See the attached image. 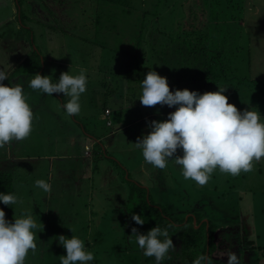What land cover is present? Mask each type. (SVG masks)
<instances>
[{"label":"rangeland","instance_id":"obj_1","mask_svg":"<svg viewBox=\"0 0 264 264\" xmlns=\"http://www.w3.org/2000/svg\"><path fill=\"white\" fill-rule=\"evenodd\" d=\"M156 1L133 0L138 7L137 13L139 10L141 14L143 11L162 12L160 17L154 13L148 14L150 16L147 15L148 20L144 30L146 43L141 47L146 51V59L150 57L149 45L157 43L159 48L161 43L165 44L164 38L159 33L161 30L168 28L169 33L177 34L180 31L179 27L191 22L196 23L195 15H199L200 9L205 7L201 3L200 6H195L197 10H193L191 0H168V2L161 0L160 6H155ZM240 1L242 12L240 16L235 15L236 20H221L219 18L217 20H221V22H213L211 28L217 30V35H224L230 41L235 42L239 35L237 26L241 25L243 27L242 41L246 48L250 49L256 45L249 56L253 66L247 64L248 58L242 62L241 74L245 77L243 78L245 81L240 85L237 98L232 104L238 110L254 109L255 107L261 116H264V0ZM97 3V0H29L27 16L21 18V16L17 17L18 10L15 0H0V59L5 60L4 66L8 70V80L6 79L3 83H19L23 86L33 111L32 127L36 129L41 124L47 132L52 133V137L58 136L59 133V135H68L70 138L74 130L84 134L83 125L100 136L121 125L123 131L113 137L111 143L106 140L104 143H106L109 155L119 163L120 161L123 163L120 165L125 167V172L130 175V180L139 182L150 189L153 198L158 203L165 204L169 211L176 216L179 215L187 219L189 215L201 212L205 216L203 220L215 219L219 223V228L215 233V240L218 243L214 253L215 257L225 262L227 251L232 250L237 253L240 264H264V158L259 162H254L252 171L241 172L238 176L214 171L209 181L203 186L190 179L185 180L179 167L173 165L171 161L164 169L149 168V164L144 163L140 150L135 148L133 143L139 136L147 134L149 131L146 121L166 119L167 113L171 112L173 107L175 109V106L171 108L159 104L143 106L132 95L133 88L130 89V86L136 83L134 78L131 80L120 78L119 82H115L114 74L112 75L111 71L117 67L118 61L116 60L119 57H114L112 53L109 54L110 58L101 55V48L90 42L97 36L93 21ZM178 3L180 6L170 13ZM91 12L92 17L89 16ZM230 15L231 13L228 16ZM112 21L125 28L128 20L127 17L124 19L122 14H116V19H112L110 23ZM199 21L201 22V20ZM104 24L107 25V22L105 21ZM104 24L101 23L100 26ZM136 25L135 19L130 21V28L136 27ZM125 32L126 28L123 30L124 35ZM122 37L124 36L122 35ZM166 47L167 44L164 47L167 50L166 60L163 66L159 63L152 64L154 71L166 77L170 91H172L171 84L174 83L175 89L187 88L190 91L196 90L202 93L197 89L201 84L199 79L190 83L187 82V79L180 78L174 73L178 66L177 63H173L176 54L174 48L172 50L171 46ZM33 48H38L42 59H45L39 74L45 70L43 75H51L53 79H57L61 72L70 71L75 75L82 69L85 71L87 85L86 91L81 94V111L78 114L73 116L65 114L61 105L67 101L68 97H63L62 93H53L52 96H49L30 89L28 81L31 77L28 74L22 73L16 76L10 74L9 76L19 61L25 58ZM170 60H173L172 63ZM147 66L149 67V64ZM117 87L119 88L116 89ZM113 89H116L115 92ZM134 89L138 94L140 88L135 85ZM105 104H108L107 108L111 112L112 126L107 125V116L104 114ZM155 111L159 113H155ZM117 120H120V125ZM38 136L35 135V139ZM39 138V145L36 146L38 153L50 152L51 147L54 149L53 142L47 146V143L43 140L41 143V137ZM142 161L143 164H141ZM99 163L101 170H107L110 167L107 161L101 160ZM156 170L162 171L165 182L164 180L162 182L154 181L149 177ZM126 175L125 179L129 184ZM104 179L105 177H102V182ZM163 183L165 186L162 185ZM105 184L110 189L105 192L107 197H103L99 192L93 199L97 214L96 225L94 228L92 227V231L82 229L84 223L88 224V218H92V213L87 214L84 210L78 214L72 212L74 208L70 204L74 199L67 197L47 200L50 203L66 207V209L58 208L61 211H66V214L60 213V215L67 222L63 226L55 225V236L65 235L70 238L74 234L86 243L85 234L90 235V245L86 246L85 244V246L96 257L92 264H130L131 260L129 257L127 258L126 252L122 253L117 250L114 251L115 253L112 252L115 248L122 251L125 248L121 244H125L126 240L121 234L124 230V208L129 191L124 190L126 186L121 188L114 183ZM161 186H164V190L158 192L157 189ZM61 200L63 205L58 202ZM76 201L80 202L79 199ZM37 202L44 209L46 199L38 198ZM75 206L78 207L77 202ZM121 206L124 208L120 209ZM25 207H30L32 210L35 206L26 204ZM21 211H25L24 207H19L17 215ZM94 212L96 213V209ZM33 216L38 225H42L46 215L37 213ZM70 228L74 230L73 233ZM50 232H55V229H51ZM95 236H97V240L96 238L92 239ZM48 249V255L44 257H55L58 251L61 255L66 254V250L59 245L58 241L56 246L50 244ZM139 259L146 262L140 256ZM149 260L147 264L154 263L153 257H149ZM185 263V259L177 256L171 261L161 262V264ZM132 264H137V262H132Z\"/></svg>","mask_w":264,"mask_h":264},{"label":"clouds","instance_id":"obj_2","mask_svg":"<svg viewBox=\"0 0 264 264\" xmlns=\"http://www.w3.org/2000/svg\"><path fill=\"white\" fill-rule=\"evenodd\" d=\"M5 60L0 59V149L11 142L27 138L32 131L33 111L24 88L19 83L4 84L8 80ZM10 66V64H9ZM87 76L61 72L57 79L35 73L28 81L34 91L52 96L68 97L61 105L68 116L81 111V94L86 91ZM227 87L216 91L174 89L170 91L166 77L149 70L140 81L139 101L143 106H175L164 120L146 121L149 131L139 136L134 147L140 150L143 161L156 169H164L171 161L179 167L185 180L205 185L214 171L238 176L253 170L254 162L264 158V116L254 107L238 110L224 94ZM179 151V154H177ZM36 188L47 194L51 185L44 179L34 181ZM0 203L23 208L24 201L16 192H0ZM11 208V207H10ZM132 221L143 225L140 214L133 213ZM168 227L159 225L141 233L131 228L137 247L143 256L153 257L161 264L175 247ZM39 225L29 211H21L13 221L0 208V264H25L30 251L35 252ZM73 233V229L70 228ZM66 254L59 256V264H92L95 257L83 239L72 234L56 237ZM224 264H240L236 252L228 250ZM193 264H211L206 254L199 255Z\"/></svg>","mask_w":264,"mask_h":264},{"label":"trees","instance_id":"obj_3","mask_svg":"<svg viewBox=\"0 0 264 264\" xmlns=\"http://www.w3.org/2000/svg\"><path fill=\"white\" fill-rule=\"evenodd\" d=\"M160 1L157 0L155 6H160ZM97 2L93 18L94 30L97 36L90 42L101 48V55L110 58L109 54L112 53L114 57H119L116 60L118 61L117 67L111 71L112 66L108 71H111L112 75L114 74L115 82H119L120 78H128L127 80L134 78L136 83L132 84L130 89L133 88L132 95L135 99L139 101L140 91L138 94L135 93L134 87L137 85L140 88V81L144 78V75L149 70H154L152 64L157 65L159 63L163 66L167 53V50L164 49L166 44L167 47L171 46L172 50L174 48L176 58L174 61L170 60V63L173 61V63L178 64L177 71L175 70L174 72L178 77L185 78L190 83L199 79L201 84L197 89L202 91V93L204 91H216L218 86L227 87L224 94L229 98V103H233L237 98L239 87L245 81L243 80L245 77L241 74L242 62L248 58L247 64L253 66L249 56L256 45H253L250 49L246 48L242 41L243 27L241 25L237 26L239 35L235 42L233 40L230 41L224 35H217V30L211 28V26L213 22H221V20H236V16H240L242 12L240 0H191L193 10H197L196 7L200 6L201 3L205 6L200 9L199 15H195L197 22L194 24L191 22L179 27L180 31L177 34L169 33L168 28L161 30L159 33L164 38L165 44L161 43L159 48L157 43L149 45L150 57L148 59H146V51L141 48L146 43L144 30L147 25V17L152 15V13L160 17L162 12L157 10L143 11V14H141L139 10V13H137L138 7L133 0H97ZM15 4L18 10L17 17H26L29 0H15ZM179 6L180 3L175 5L170 13ZM229 13H231L230 16H228ZM116 14H122L124 19L127 17L125 35L123 33L125 28L122 25L113 21L110 23L112 19H116ZM89 16L92 17V12ZM219 18L221 20H217ZM133 19L137 23V28L134 26L130 28V21ZM105 21L107 25L104 24ZM101 23L104 25L100 26ZM98 34L100 35L98 36ZM122 35L125 37V41ZM29 54L19 61V64L13 68L9 76L10 74L16 76L25 73L32 77L42 69L45 59H42V54L38 51V48H33ZM147 64H149V67ZM44 72L45 70H42L41 75ZM133 75L135 76L132 77ZM171 85L172 90H174L176 85L174 83ZM116 89H113L114 92ZM109 90L112 89L109 88ZM107 106L108 104H105L104 111ZM172 110H175L174 107ZM155 113L159 112L155 111ZM117 122L119 123L120 120H117ZM97 146L95 154L98 156V161L100 156L103 158L109 156V152L102 150L99 143ZM109 158L114 161L121 171L123 170L118 161L111 156ZM13 191V175L9 172H0V192ZM10 207L0 203V208L4 209L6 218L13 221L16 216L15 205H10ZM125 209L123 227L127 229L124 228L123 234H121L124 239L127 237L126 235L132 234V227H136L141 233H146L155 225H159L162 228L170 226L168 231L175 247L167 254L166 261H171L177 256L185 259V264H193V261L199 255L206 254L210 258L211 264H224L222 259L214 255L217 249L215 233L219 228V223L215 219L208 218L203 220L205 216L201 212H195L189 215L187 219L179 215L176 216L169 211L165 204L158 203L147 187L130 179L129 195ZM133 213L140 214L145 223L143 225L135 224L131 219ZM132 237L135 238L134 235ZM178 246L179 249H177Z\"/></svg>","mask_w":264,"mask_h":264},{"label":"crops","instance_id":"obj_4","mask_svg":"<svg viewBox=\"0 0 264 264\" xmlns=\"http://www.w3.org/2000/svg\"><path fill=\"white\" fill-rule=\"evenodd\" d=\"M104 114L107 116V122L111 120V113L107 115L104 111ZM80 123L82 124V122ZM118 124L120 125V122ZM107 125L112 126V120L111 124L107 123ZM82 128L85 135L74 130L70 138H68V135H59L57 131L58 136L52 137V133L47 132L40 124L36 129L32 127V131L27 138L18 142H11L5 148L0 149V172H9L13 175L14 191L24 201V210L30 211L33 215L37 213L46 215L42 221V225H39L36 239V250L35 252L30 251L28 253L25 259V264H59V256H61L59 251L56 252L55 257L49 256L48 258L44 256L48 255L47 250H49L48 247L50 244L52 246L57 245L55 236L56 228L54 227L55 225L63 226L67 222V220L60 215V213L66 214V211H61L58 208L66 209V207L50 203L47 201L48 199L58 200L67 197L74 199L70 204V206L74 208L72 212L78 214L82 213V210H84L87 214L92 213V218H88V224L84 223L82 227L83 230L87 229L92 231L96 225L97 214V208L93 199L96 198L97 193L99 192L103 197H107L105 192L110 191V189L105 183H114L121 188L126 186L124 190H126V192L129 191V184H127L125 179V175L127 174L125 172V167L121 165L123 166V170L121 171L119 167L115 165L114 161L109 158L110 155L105 158L100 156L99 161L104 160L107 161V164H110V167L107 168V170H101L98 156L95 154L98 143L102 147V150L108 151L104 140L111 143V139L123 131L121 125L118 128L108 130L107 133H103L100 136L93 133L92 130H88L84 125ZM35 135L39 136L35 139ZM39 137H41V143L43 140L47 143V146L53 142L55 145L53 146L54 149H51V147L50 152L38 153L36 151V146L37 144L39 145ZM80 137L82 138L80 139ZM57 142H59L60 147L57 145ZM120 163L123 164L121 161ZM141 164H143V161ZM150 167L152 166L149 165V168ZM126 176L130 177L128 174ZM102 177H105L103 182ZM149 177L154 181L162 182V180H164L165 182V177L160 170L152 172ZM36 179L46 180V182L51 185V191L45 194L36 188L34 185ZM162 185L165 186V183ZM164 186L157 187L158 192L164 190ZM66 192L67 194L65 195ZM38 198L46 199L44 209L39 206V203L37 202ZM77 199H79L80 202L76 201ZM58 202L62 203V205L64 204L62 200ZM76 202L78 207L75 206ZM26 204L34 205L35 207L31 210L30 207H25ZM121 208L124 207L121 206L120 209ZM95 209L96 213L94 212ZM18 211L19 207L15 205L16 215ZM51 229H55V232H50ZM138 229L141 230L140 228ZM85 235V244L87 246L90 245L89 241L91 238L90 235ZM129 235H126L127 237L124 239L126 240V243L121 244L125 247L123 249L124 251L115 248V250L111 249L112 252L115 253L114 251L116 250L122 253L126 252L127 258L129 257L131 260L130 264H132V262H137V264H147L150 261L149 257L143 256L142 251L136 245L135 238ZM96 237L97 236L92 237V239L95 240ZM49 240H51L50 244ZM52 240L55 241L52 242ZM139 256L143 258V260L145 259L146 262L144 263L140 261Z\"/></svg>","mask_w":264,"mask_h":264},{"label":"built area","instance_id":"obj_5","mask_svg":"<svg viewBox=\"0 0 264 264\" xmlns=\"http://www.w3.org/2000/svg\"><path fill=\"white\" fill-rule=\"evenodd\" d=\"M105 113H106L107 115H109V114L111 113V112H110V109L107 108V109L105 110ZM107 123H108V124H111V120H109Z\"/></svg>","mask_w":264,"mask_h":264}]
</instances>
